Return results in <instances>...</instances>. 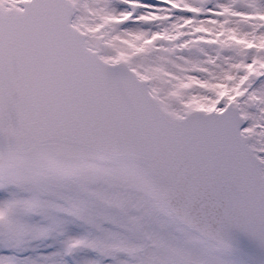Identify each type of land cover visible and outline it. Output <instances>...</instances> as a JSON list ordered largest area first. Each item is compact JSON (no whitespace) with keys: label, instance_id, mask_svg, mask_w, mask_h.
Instances as JSON below:
<instances>
[{"label":"snow or ice","instance_id":"obj_1","mask_svg":"<svg viewBox=\"0 0 264 264\" xmlns=\"http://www.w3.org/2000/svg\"><path fill=\"white\" fill-rule=\"evenodd\" d=\"M264 248V0H0V264H231Z\"/></svg>","mask_w":264,"mask_h":264},{"label":"water","instance_id":"obj_2","mask_svg":"<svg viewBox=\"0 0 264 264\" xmlns=\"http://www.w3.org/2000/svg\"><path fill=\"white\" fill-rule=\"evenodd\" d=\"M231 254L247 260L250 264H264V248H260L250 237L237 229L229 231Z\"/></svg>","mask_w":264,"mask_h":264},{"label":"rangeland","instance_id":"obj_3","mask_svg":"<svg viewBox=\"0 0 264 264\" xmlns=\"http://www.w3.org/2000/svg\"><path fill=\"white\" fill-rule=\"evenodd\" d=\"M225 259L229 260L231 264H249L246 260L233 254L227 255Z\"/></svg>","mask_w":264,"mask_h":264}]
</instances>
